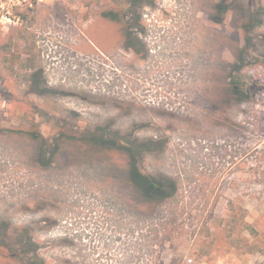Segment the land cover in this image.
<instances>
[{
	"label": "rangeland",
	"instance_id": "rangeland-1",
	"mask_svg": "<svg viewBox=\"0 0 264 264\" xmlns=\"http://www.w3.org/2000/svg\"><path fill=\"white\" fill-rule=\"evenodd\" d=\"M130 1L0 0V264H264V0H145L140 53Z\"/></svg>",
	"mask_w": 264,
	"mask_h": 264
},
{
	"label": "trees",
	"instance_id": "trees-1",
	"mask_svg": "<svg viewBox=\"0 0 264 264\" xmlns=\"http://www.w3.org/2000/svg\"><path fill=\"white\" fill-rule=\"evenodd\" d=\"M143 1L145 0H131V7L122 13V16L126 17L127 19V23L122 29L124 43L126 47L134 49L137 53H140L143 47V44L138 35L144 32V27L141 21V14L136 9H134V6L141 4ZM215 7L221 14H224L229 9L227 0H221V2L215 5ZM104 15L107 17L110 16L114 20H119V12H105ZM251 19L252 18H250V20ZM40 79L41 75L39 73L34 75L35 84L39 85ZM242 85L243 84L241 80L231 74L229 93L232 96L244 94V91L241 88ZM110 134V132H107V130L104 129L103 131H101V140L103 142H109L107 136H109ZM139 145L141 144L137 145V143H134L133 148L129 149V178L131 183L149 201H160L171 197L176 189L175 182L172 179L166 178L164 176L155 177L150 174H145L140 169L136 160V153L133 151L138 148L141 149L142 146ZM237 220L235 221L237 222ZM242 222L245 223L244 227L247 229L248 223L243 220ZM230 237H233L232 233L230 234ZM240 241L242 242V244L244 243L243 245L249 247L247 252L256 253L261 251L262 253H264V250L261 246H258L257 243L250 242V240L246 236H242ZM8 248H11L13 255H15L19 259V261L24 264H48L43 258L35 255L36 245L32 241V239L27 236V233H20L18 238L14 240V242H10V246H8Z\"/></svg>",
	"mask_w": 264,
	"mask_h": 264
}]
</instances>
